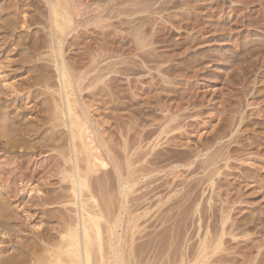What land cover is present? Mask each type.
I'll list each match as a JSON object with an SVG mask.
<instances>
[{"label": "rangeland", "instance_id": "rangeland-1", "mask_svg": "<svg viewBox=\"0 0 264 264\" xmlns=\"http://www.w3.org/2000/svg\"><path fill=\"white\" fill-rule=\"evenodd\" d=\"M45 1L0 0V260L17 251L11 264H45L40 235L56 244L75 221ZM83 1L101 22L72 33L65 53L80 67L104 50L89 76L101 82L81 95L91 122L120 162L131 151L163 157L126 199L128 215L141 216L137 261L183 264L225 219L222 252L209 250L205 264L254 258L264 237V0ZM217 149L212 187L202 171L174 168Z\"/></svg>", "mask_w": 264, "mask_h": 264}, {"label": "bare ground", "instance_id": "bare-ground-1", "mask_svg": "<svg viewBox=\"0 0 264 264\" xmlns=\"http://www.w3.org/2000/svg\"><path fill=\"white\" fill-rule=\"evenodd\" d=\"M45 3L50 30L48 31L50 33L48 34L47 50L49 49L50 62L53 65L58 83L57 95L59 98L54 103L57 108L54 117L59 125L66 130L69 142L67 155H61L65 166L62 168V180H66L68 183L73 200L71 205L76 208L75 221L64 226L58 243L52 244L49 239H44V235H40L44 244L48 246L45 264H139L134 255V251L137 252V249H134V244H136L134 243V236L137 234L139 226L138 220L134 218L141 219V216L133 218L132 212L130 213L131 217L128 215L127 207H125L127 205L126 199H128L127 196L129 197L128 194L134 191L132 189L139 181L148 180L152 174L155 175L153 172L157 169L155 168L156 170L153 171L154 168L152 167L159 164L161 161L159 159L163 157L154 158L151 161L145 159L147 160L146 163L137 167L145 160L141 159V156L139 158L138 156L134 157L136 154L133 151L127 154L125 151L126 155L123 156L125 161H121V163L119 156L103 139L89 118L88 106L83 102L81 95L83 91L90 90L101 82L102 75L91 78L89 76L91 73L96 72L97 74L99 71L97 64L99 59L103 58L104 50L101 47L96 48L87 63L77 67L68 62L65 44L70 35L78 29H84L90 25L97 26L101 22L102 15H99L101 12L99 7L98 10L97 7H93L94 10H92L83 0H46ZM89 11H92L93 14H90ZM93 11H97V13ZM86 14L88 17L85 16ZM134 42L137 45L143 43L141 38L137 36L134 37ZM45 87L48 89L47 85ZM206 155L207 153L204 154V156ZM222 156L221 150L217 149L201 161L197 162L198 156H196L189 164L176 165L174 168H184L190 176L200 170L203 174L205 173L202 184L208 183L212 187L213 176L217 174L216 165ZM144 157L146 156L143 155ZM170 182L174 183L172 180ZM90 201L92 204L86 206V202L88 204L91 203ZM86 207L93 209L89 211ZM124 213L129 218H126L127 216L124 218ZM225 223L226 219L220 224V235L216 234L210 241L205 239L206 236L200 239L194 258L188 260L189 257H186L187 261H183V264H205L209 250H212V254L222 252L220 250H222L221 241ZM260 241V244L255 245L256 256L254 258H249L250 255L248 256L247 250L244 251L246 256H242L244 258V261L241 260L243 264H264V237ZM15 248L14 250H16ZM18 250L22 252L20 247ZM27 251L30 252V250ZM15 252L6 259L2 258L0 264L10 263L17 254ZM18 254L21 256L20 253ZM13 260L15 261V259Z\"/></svg>", "mask_w": 264, "mask_h": 264}]
</instances>
